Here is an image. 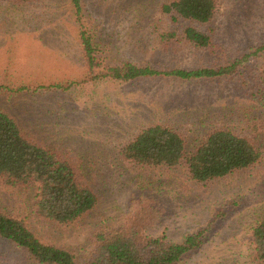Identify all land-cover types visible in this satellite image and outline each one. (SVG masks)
<instances>
[{
	"label": "rangeland",
	"instance_id": "rangeland-1",
	"mask_svg": "<svg viewBox=\"0 0 264 264\" xmlns=\"http://www.w3.org/2000/svg\"><path fill=\"white\" fill-rule=\"evenodd\" d=\"M81 1L78 15L73 0L0 1V86L33 90L80 82L54 94L1 91L0 108L28 134L63 152L97 192L99 204L75 225L57 228L35 215L28 191L0 179V211L26 219L44 241L81 256L97 229L120 221L141 200L157 210L149 229L154 236L183 243L206 230L203 246L181 264H255L250 229L264 218V105L254 104L260 95L254 80L160 76L86 84L77 20L96 32L106 64L194 70L227 65L262 46L264 0H216L215 18L207 25L172 22L162 11L172 0ZM187 26L209 33L211 47L163 41L164 33ZM252 61L264 69V52ZM156 124L180 133L187 155L213 131L229 129L251 139L262 157L245 171L207 184L193 181L185 163L149 169L126 161L123 146ZM8 260L18 264L12 255Z\"/></svg>",
	"mask_w": 264,
	"mask_h": 264
},
{
	"label": "trees",
	"instance_id": "trees-1",
	"mask_svg": "<svg viewBox=\"0 0 264 264\" xmlns=\"http://www.w3.org/2000/svg\"><path fill=\"white\" fill-rule=\"evenodd\" d=\"M32 2L35 0H0ZM81 0H73L77 15ZM163 14L175 24L179 21L207 25L217 12L216 0H172L165 3ZM78 34L86 77L93 84L130 83L150 77H172L190 82L195 80L239 79L254 80L259 95L254 104L264 105V69L254 68L253 57L264 52V44L227 65L201 69H172L161 71L149 66L125 62L106 64L102 43L93 28L81 17ZM163 41L206 49L213 44L212 36L194 26L184 27L162 35ZM176 39V40H175ZM80 82L41 85L33 90L27 86L12 89L0 86L1 91L67 92ZM256 130V126H254ZM259 131V130H258ZM183 136L166 125L144 128L121 149V156L134 166L149 169L177 168L185 163L188 174L198 183H211L257 164L262 153L249 138L229 129H217L188 153ZM0 179L11 188L29 192L34 201L35 215L54 226L75 225L99 204V196L80 175L77 166L63 152L49 148L28 134L21 123L0 108ZM157 210L150 203L133 201L130 211L122 219L97 229L88 249L79 256L68 249L47 243L32 229L26 219L0 211V264H11L12 255L18 264H181L192 252L204 244L206 230L188 236L183 243L168 241L166 236L149 232ZM252 262L264 264V218L250 229Z\"/></svg>",
	"mask_w": 264,
	"mask_h": 264
}]
</instances>
